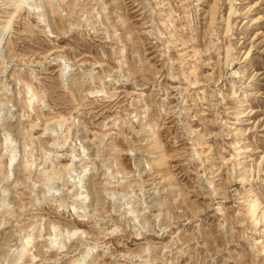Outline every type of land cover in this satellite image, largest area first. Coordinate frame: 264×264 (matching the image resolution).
Segmentation results:
<instances>
[{"label": "rangeland", "instance_id": "obj_1", "mask_svg": "<svg viewBox=\"0 0 264 264\" xmlns=\"http://www.w3.org/2000/svg\"><path fill=\"white\" fill-rule=\"evenodd\" d=\"M0 264H264V0H0Z\"/></svg>", "mask_w": 264, "mask_h": 264}, {"label": "bare ground", "instance_id": "obj_2", "mask_svg": "<svg viewBox=\"0 0 264 264\" xmlns=\"http://www.w3.org/2000/svg\"><path fill=\"white\" fill-rule=\"evenodd\" d=\"M7 1V0H6ZM24 1H26V0H19V2H24ZM15 4V3H14ZM17 4V3H16ZM31 5V4H30ZM215 5V4H214ZM212 8H213V6H212ZM46 9V8H45ZM211 11V10H210ZM48 13V12H47ZM210 14H214V12H209V15ZM49 19V18H48ZM213 19L211 18L210 20H209V23H210V21H212ZM12 21V20H11ZM49 22H50V20H48ZM169 22H171V21H169ZM212 23V22H211ZM48 24V23H47ZM52 24H53V22H52ZM52 24H51V26H52ZM53 25H55V24H53ZM6 26V25H5ZM48 26V25H47ZM50 26V25H49ZM209 26H210V24L208 25V27L207 28H209ZM9 27H10V25H9ZM54 27V26H53ZM6 28H7V26H6ZM5 28V29H6ZM5 29H4V31H5ZM56 30H57V28H55ZM54 30V29H53ZM6 31H7V29H6ZM5 33V32H4ZM209 47H213V45L210 43V45H209ZM215 48V47H214ZM227 49L225 50L226 51V53L225 54H228L229 53V51H230V49H229V47L227 46L226 47ZM195 49V48H194ZM197 49V48H196ZM196 49L194 50V53H196ZM232 49V48H231ZM10 50V49H9ZM216 50V49H215ZM193 53V54H194ZM226 56V55H225ZM9 57H11V56H9ZM227 58V57H226ZM219 61V60H218ZM226 63V62H225ZM217 72V71H216ZM215 73V72H214ZM218 76V75H217ZM220 78V77H219ZM197 80H193V81H190V82H192V83H194V82H196ZM193 86H194V84H192ZM33 103V102H32ZM241 113H242V111H241ZM154 125V123L152 122V124H150V129L149 130H151L152 128V126ZM147 138L150 140V141H152L153 142V144H154V146H156V147H159V146H161V145H159L160 144V140L157 138V136H156V134H155V132H148L147 133ZM42 141V140H41ZM147 141V140H146ZM40 143H42V142H40ZM151 143V142H150ZM155 147V148H156ZM240 147V146H239ZM238 147V148H239ZM158 151H157V155H156V157H157V161H156V166H157V168L158 169H160L161 167H162V164L164 163L163 162V160L165 161V159H164V157H165V155H164V152L163 151H160L161 149H157ZM165 164V163H164ZM219 169V168H218ZM244 170V169H243ZM171 173V172H170ZM210 173H212V171L210 172ZM216 174V173H215ZM245 175V174H244ZM244 175H242L241 177L243 178L244 177ZM209 179V178H208ZM218 179L219 180H223V177H221V176H219L218 177ZM243 180V179H242ZM212 179L210 178L209 179V182H211L212 183ZM224 181V180H223ZM89 183V182H88ZM223 183V182H222ZM217 184H220L219 182H217ZM92 186V185H91ZM90 187V186H89ZM88 189V188H87ZM90 191V190H89ZM91 192H92V190H91ZM90 193V192H89ZM94 194V193H93ZM251 203V212L253 213V214H255L256 213V211H257V209L259 208V205H260V202H259V200L257 199V198H252V202H250ZM249 203V204H250ZM95 209V208H94ZM250 212V211H249ZM250 212V213H251ZM252 213H251V215H252ZM258 218H259V216H258ZM257 221L258 222H260V224H258L257 226H259V229L261 230L262 229V219H261V217L259 218V219H257ZM262 223V224H261ZM28 241V240H27ZM90 262V261H89Z\"/></svg>", "mask_w": 264, "mask_h": 264}]
</instances>
